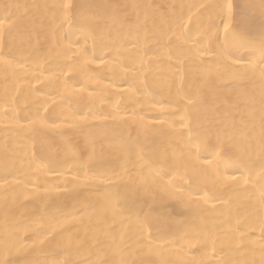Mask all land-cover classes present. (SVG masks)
<instances>
[{
	"label": "bare ground",
	"instance_id": "bare-ground-1",
	"mask_svg": "<svg viewBox=\"0 0 264 264\" xmlns=\"http://www.w3.org/2000/svg\"><path fill=\"white\" fill-rule=\"evenodd\" d=\"M0 264H264V0H0Z\"/></svg>",
	"mask_w": 264,
	"mask_h": 264
}]
</instances>
